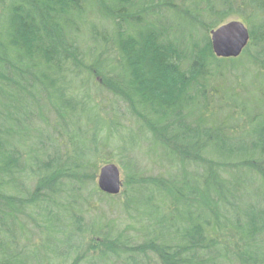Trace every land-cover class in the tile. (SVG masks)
I'll return each instance as SVG.
<instances>
[{
  "label": "trees",
  "instance_id": "1",
  "mask_svg": "<svg viewBox=\"0 0 264 264\" xmlns=\"http://www.w3.org/2000/svg\"><path fill=\"white\" fill-rule=\"evenodd\" d=\"M0 264H264V0H0Z\"/></svg>",
  "mask_w": 264,
  "mask_h": 264
},
{
  "label": "water",
  "instance_id": "2",
  "mask_svg": "<svg viewBox=\"0 0 264 264\" xmlns=\"http://www.w3.org/2000/svg\"><path fill=\"white\" fill-rule=\"evenodd\" d=\"M210 36L213 53L219 59L239 58L251 41L248 27L239 20L230 21L212 30ZM97 186L103 194L120 195L123 188L120 168L114 163L103 166L99 171Z\"/></svg>",
  "mask_w": 264,
  "mask_h": 264
},
{
  "label": "rangeland",
  "instance_id": "3",
  "mask_svg": "<svg viewBox=\"0 0 264 264\" xmlns=\"http://www.w3.org/2000/svg\"><path fill=\"white\" fill-rule=\"evenodd\" d=\"M233 20H238V19H236V18H233V19H231V20H229L228 22H230V21H233ZM6 92H10V89H6ZM128 136L129 137H134L135 138V141H132V140H129L128 141V143H134V144H136V145H139L138 143H143V141H141V139H140V137L138 136V134H137V137H136V133H130V134H128ZM140 161L142 162V164H143V166L145 165V166H147L148 164L145 162V161H143V158L141 157V159H140ZM112 163H114V162H112ZM114 164H116L119 168H120V171H121V179H122V182H123V184L125 183V182H127V173L122 169V167L118 164V163H114ZM151 165L153 166V167H155L152 163H151ZM150 165H148V167H149ZM151 169H152V167H151ZM153 172H154V174H157L158 172H160L159 171V169H154L153 170ZM234 179H236V178H234ZM97 183V182H96ZM122 191H124V186H123V188H122ZM230 192H232V191H230ZM252 198V199H251ZM251 198H250V200L252 201V200H254V197L253 196H251ZM229 200L230 201H232L231 200V198H229ZM256 200H257V198H256ZM247 203H245V205L243 204V203H241V207H242V209H243V212L245 211V210H248V208H247ZM113 214L111 215L112 217H115V218H117L119 215H117L114 211H112V210H110ZM228 213H229V215H231L230 217L232 218V217H235L236 216V214H237V212L236 211H234V210H232V209H228ZM107 215L109 216V214L107 213Z\"/></svg>",
  "mask_w": 264,
  "mask_h": 264
}]
</instances>
